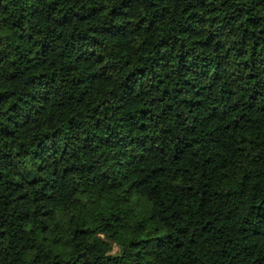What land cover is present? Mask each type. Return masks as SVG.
Returning <instances> with one entry per match:
<instances>
[{"label": "trees", "instance_id": "trees-1", "mask_svg": "<svg viewBox=\"0 0 264 264\" xmlns=\"http://www.w3.org/2000/svg\"><path fill=\"white\" fill-rule=\"evenodd\" d=\"M0 264H264V0H0Z\"/></svg>", "mask_w": 264, "mask_h": 264}]
</instances>
